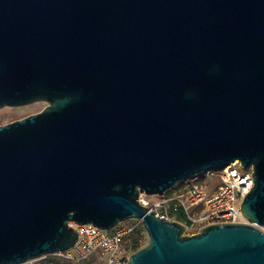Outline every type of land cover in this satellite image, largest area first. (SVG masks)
I'll return each instance as SVG.
<instances>
[{
  "label": "water",
  "instance_id": "obj_1",
  "mask_svg": "<svg viewBox=\"0 0 264 264\" xmlns=\"http://www.w3.org/2000/svg\"><path fill=\"white\" fill-rule=\"evenodd\" d=\"M0 264L142 220L130 264H264V0H0ZM239 162L246 224L198 234L139 204Z\"/></svg>",
  "mask_w": 264,
  "mask_h": 264
},
{
  "label": "built area",
  "instance_id": "obj_2",
  "mask_svg": "<svg viewBox=\"0 0 264 264\" xmlns=\"http://www.w3.org/2000/svg\"><path fill=\"white\" fill-rule=\"evenodd\" d=\"M253 173L252 167L245 169L236 162L223 170L208 171L180 183L158 199L140 193L138 202L148 208V213L155 212L159 218L183 224L188 235L198 234L212 225L246 224L241 207L255 186ZM179 213L185 215L186 221L177 219ZM73 226L78 232L75 247L52 256L77 262L98 257L102 264H130L142 232L146 233L142 220L138 219L123 222L111 231L94 225Z\"/></svg>",
  "mask_w": 264,
  "mask_h": 264
},
{
  "label": "rangeland",
  "instance_id": "obj_3",
  "mask_svg": "<svg viewBox=\"0 0 264 264\" xmlns=\"http://www.w3.org/2000/svg\"><path fill=\"white\" fill-rule=\"evenodd\" d=\"M49 106L48 102L40 101L30 105L21 107H4L0 109V126L8 125L18 120H22L31 115L41 113ZM159 196H154L153 199H158ZM149 244V236L147 232H142L141 242L138 250L146 247ZM137 250V251H138ZM52 255H47L38 259L31 260L25 264H45ZM58 264H102V261L98 257L90 258L87 261L77 262L68 259H59Z\"/></svg>",
  "mask_w": 264,
  "mask_h": 264
},
{
  "label": "trees",
  "instance_id": "obj_4",
  "mask_svg": "<svg viewBox=\"0 0 264 264\" xmlns=\"http://www.w3.org/2000/svg\"><path fill=\"white\" fill-rule=\"evenodd\" d=\"M177 219H178L179 221H181V222L186 221V217H185V215L182 214V213H179V214H178ZM59 259H61V258H59V257H55V256H51V258H49V259L47 260V262H45V264H58V263H59Z\"/></svg>",
  "mask_w": 264,
  "mask_h": 264
}]
</instances>
